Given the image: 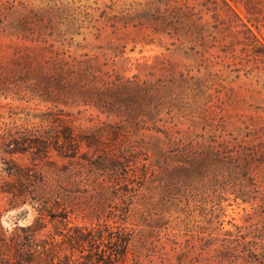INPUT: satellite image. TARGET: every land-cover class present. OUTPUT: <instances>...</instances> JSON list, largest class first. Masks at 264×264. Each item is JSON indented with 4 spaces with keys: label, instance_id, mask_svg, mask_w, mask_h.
<instances>
[{
    "label": "rangeland",
    "instance_id": "obj_1",
    "mask_svg": "<svg viewBox=\"0 0 264 264\" xmlns=\"http://www.w3.org/2000/svg\"><path fill=\"white\" fill-rule=\"evenodd\" d=\"M168 1L14 0L23 12L51 19L39 33L21 30L22 47L42 37L54 49L97 57L112 79L135 80L158 93L134 87L124 95L128 104L109 113L58 105L100 145H83L70 164L52 156L66 172L43 168L46 189L60 193L65 208L58 210L66 219L0 197L4 229L38 219L51 233L100 227L105 236L97 253L109 264H264L263 66L253 63L250 46L242 51L238 41L245 35L233 39L203 0L189 2L212 24L204 43L154 33L157 8ZM235 9L244 18L242 7ZM250 26L264 42V27ZM14 51L10 37H0L1 129L41 124L39 115L53 108L13 93L17 77L3 74L12 69ZM147 102L156 107L148 111ZM17 157L38 169L44 164L28 154ZM114 243L116 251L127 243L124 256L112 251ZM85 248L86 255L91 250Z\"/></svg>",
    "mask_w": 264,
    "mask_h": 264
},
{
    "label": "trees",
    "instance_id": "obj_2",
    "mask_svg": "<svg viewBox=\"0 0 264 264\" xmlns=\"http://www.w3.org/2000/svg\"><path fill=\"white\" fill-rule=\"evenodd\" d=\"M201 4L211 11L210 18L225 26L233 39L239 40L238 34L245 35V40L238 41L243 45L242 51L247 52L250 46L249 55L253 63L262 65L264 69V42L250 26L257 31L259 24L264 27V0H203ZM234 6L242 7L245 19ZM23 7L22 2L17 6L14 0H0V37H10V44L15 50L9 59L12 69L3 77H17L13 82L14 94L51 103L53 108L48 107L39 115L41 124H15L0 128V164L4 165H0V197H7L11 206L38 204L39 210L45 211L46 215L66 219L67 212L58 210L64 206L60 193L56 189H46L48 181L43 168L47 166L49 168L46 170L60 169L66 172L67 167L60 168L57 159L52 156L66 159L69 164L74 163V159L80 157L83 145L87 148L99 147L100 141L94 134H87L76 127L70 115L57 106L94 107L109 113L128 104L124 95L134 87L135 92L138 93L137 89H140L148 95L158 93V89L135 80L123 82L119 78L112 79L111 74L98 63L97 57H90L86 53L73 55L54 49L53 44H46V40L42 37L39 39V36L34 45L22 47L17 41L25 38L21 30H37L39 33L46 26L45 21L51 22L50 17L44 18L42 14H36L37 11L33 14L23 12ZM196 8L197 4H191L189 0L165 2L164 7L157 8L153 32L169 35L180 43L191 39L204 43L211 35L209 29L212 24L202 10ZM145 104L148 111L156 107V104L150 106V102ZM99 150L101 155L112 154L110 149ZM27 154L32 161H43L42 169H38L36 163L23 165L18 162L17 156ZM38 220L28 225L16 224L11 230L4 229L0 223V264H99L100 260L103 264H109L107 262L111 261L106 254L100 257L97 253V250L101 251L98 248L105 236L100 227L75 225L69 226L66 232L51 233L43 231L46 225ZM85 247L91 250L86 255L83 254ZM118 247L116 251L117 245L114 243L112 251L124 256L127 243L123 251L121 244L118 243ZM76 252L80 253L79 256H76ZM81 257L83 259L80 261Z\"/></svg>",
    "mask_w": 264,
    "mask_h": 264
}]
</instances>
